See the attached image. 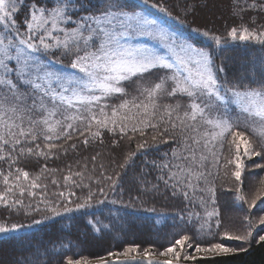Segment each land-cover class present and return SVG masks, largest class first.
I'll return each instance as SVG.
<instances>
[{"label":"snow or ice","instance_id":"obj_1","mask_svg":"<svg viewBox=\"0 0 264 264\" xmlns=\"http://www.w3.org/2000/svg\"><path fill=\"white\" fill-rule=\"evenodd\" d=\"M149 9L171 16L153 0H98L94 6L91 0H0V207L24 216L47 213L32 221L41 224L105 203L134 211L139 205L149 213H157L155 206L145 207L149 200L183 205L173 217L179 238L158 253L168 257L163 261L152 259L151 246L128 245L92 258L69 255L71 247L62 245L66 250L54 253L59 264H196L245 251L224 241L251 242L264 226V214L249 213L243 231L233 232L222 217L217 183L230 180L229 191L248 209L264 200V176L250 197L245 192L247 161H264V58L232 79L217 63L230 45L264 46V23L250 19L226 36L193 29L210 41L199 47ZM247 12L264 14V0H235L233 14L243 20ZM149 132L153 141L160 137L176 146L150 162L155 182L145 172L134 180L135 194L125 191L123 178L137 152H121L119 163L109 157L111 172L96 164L97 152L90 171L99 167V178L86 175L88 163H78L77 170L71 163L63 170L46 163L75 152L78 143L84 149L102 145L106 133L113 145L140 137L138 151ZM30 160L45 163L32 173L23 166ZM254 167L264 169V162ZM89 223L96 233L107 227ZM24 227L5 218L0 234Z\"/></svg>","mask_w":264,"mask_h":264},{"label":"trees","instance_id":"obj_2","mask_svg":"<svg viewBox=\"0 0 264 264\" xmlns=\"http://www.w3.org/2000/svg\"><path fill=\"white\" fill-rule=\"evenodd\" d=\"M28 0H26L27 5ZM87 2V0H84ZM168 9L171 16L159 12L156 9H149V12L170 24L172 27L183 32L187 39L199 47H208L210 41L199 35L193 29H199L201 32L208 30L210 33L226 36L227 31L240 23H249L254 19L257 25L264 23V14L257 15L255 12H247L243 15V20L233 14L235 0H153ZM243 2V0H242ZM251 3V0H247ZM98 3V0H91V5ZM131 5H140L141 0H128ZM21 14H26L25 9H21ZM21 17H18L20 19ZM183 22V23H181ZM260 58H264V46L255 43H237L230 45L220 52L217 59L218 64H222L229 79L239 77L245 74L246 69L253 62L258 63ZM66 63V62H65ZM132 90L131 88L129 89ZM118 101L113 100V103ZM152 133L147 136V145L145 148L137 151L135 145L140 141L130 144L124 141L122 145L111 144L110 133L104 136L102 145H95L87 149L82 148L78 143L75 152L69 151L67 156H61L56 160L46 161L49 168L61 169L71 163L73 169L77 170V165L88 163L89 170L86 175H95L99 178L100 168L96 167L95 172L92 168L91 157L100 152L96 164L103 163L106 171L111 172L109 167V157H116L119 163L122 159L121 152H137L133 166L126 170L124 176L125 191L131 190L135 194L134 180L138 178L141 172L147 173V180L155 182L156 171L151 167V161L159 162L165 153L176 145L172 141L167 143L158 137L156 141L151 139ZM71 143V142H70ZM115 149V150H114ZM227 155V153H225ZM264 162L259 157H254L252 161H247L246 194L251 196L255 188L259 187L258 181L264 176V169L254 167L255 163ZM44 161L30 160L23 165L26 170L32 173L39 172ZM120 171V169H117ZM57 178L59 176L57 175ZM87 182V181H85ZM218 200L223 219L229 224L233 232L243 231L244 218L249 213L254 217L264 214V200L257 201L256 207L248 209L247 205H241L235 199V195L229 189L232 187L230 180L221 178L218 182ZM95 188V185H93ZM49 191H55V187L49 183ZM80 195V191L77 190ZM109 199H120V197L111 195ZM124 200L128 197L125 195ZM147 199V198H146ZM155 206L157 213L143 211L139 205L136 210L124 208L121 204L105 203L95 205L87 210L65 214L54 219L45 220L41 224L32 223L33 219H40L47 213H40L34 216H24L22 214H11L6 208L0 207V221L9 218L10 222L23 223L24 228L12 233L0 234V264H59L61 256L54 255L55 252H63L66 249L62 245L71 247L69 255L81 254L89 257H98L106 255L110 251H120L128 245H139L141 249L152 247L155 253L163 251L170 242L179 238L173 234L178 229L173 227V217L183 207L180 201L173 199H158L153 203L151 200L145 207ZM199 211V209H196ZM99 220L104 228L100 233H96L93 225L89 221ZM264 228V226H261ZM258 228L253 234V240L248 243L241 241H224L226 246L240 248L245 251H237L234 254L226 256H216L197 262L209 264H264V242L258 240L257 233L264 235V231Z\"/></svg>","mask_w":264,"mask_h":264},{"label":"rangeland","instance_id":"obj_3","mask_svg":"<svg viewBox=\"0 0 264 264\" xmlns=\"http://www.w3.org/2000/svg\"><path fill=\"white\" fill-rule=\"evenodd\" d=\"M150 13H151V12H150ZM151 14H152V13H151ZM152 15H153L155 18H158V17L155 16L154 14H152ZM158 19L160 20L161 24L164 25L165 27H168V28L171 29V30L177 31L178 33L182 34L185 38H187L186 35H185L183 32H181V31H179L178 29L172 27L170 24L164 22V21L161 20L160 18H158ZM57 67H59V66H57ZM154 256H159V257H163V258H166V259L168 258V257L160 256V255L157 254V253H156Z\"/></svg>","mask_w":264,"mask_h":264},{"label":"water","instance_id":"obj_4","mask_svg":"<svg viewBox=\"0 0 264 264\" xmlns=\"http://www.w3.org/2000/svg\"><path fill=\"white\" fill-rule=\"evenodd\" d=\"M124 259L123 257H119V258H113V257H109V260H122ZM153 260H156V261H163L165 260L166 258H163V257H159V256H154L152 257ZM95 264V262H94ZM196 264H209V263H203V262H196Z\"/></svg>","mask_w":264,"mask_h":264}]
</instances>
